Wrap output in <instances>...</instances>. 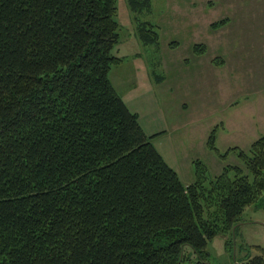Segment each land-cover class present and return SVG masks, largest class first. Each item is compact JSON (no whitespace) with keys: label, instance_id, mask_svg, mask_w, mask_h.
Returning a JSON list of instances; mask_svg holds the SVG:
<instances>
[{"label":"trees","instance_id":"16d2710c","mask_svg":"<svg viewBox=\"0 0 264 264\" xmlns=\"http://www.w3.org/2000/svg\"><path fill=\"white\" fill-rule=\"evenodd\" d=\"M115 13L116 0H0V264H184V246L208 264L207 241L264 192V133L229 148L246 171L195 159L181 181L109 79L124 59ZM137 31L157 43L153 24ZM254 247L238 264H264Z\"/></svg>","mask_w":264,"mask_h":264},{"label":"rangeland","instance_id":"374dc122","mask_svg":"<svg viewBox=\"0 0 264 264\" xmlns=\"http://www.w3.org/2000/svg\"><path fill=\"white\" fill-rule=\"evenodd\" d=\"M149 3L147 10L116 0L112 53L124 59L109 70L112 85L146 134L165 130L153 145L184 184L195 178V159L207 175L227 164L244 167L229 148L247 150L264 133V0ZM139 22L154 25L157 43L141 40ZM212 129L217 150L207 144ZM231 231L207 241L208 264H238L258 253L255 245L264 248V192ZM183 251L184 264H197L189 246Z\"/></svg>","mask_w":264,"mask_h":264},{"label":"crops","instance_id":"0c3cea01","mask_svg":"<svg viewBox=\"0 0 264 264\" xmlns=\"http://www.w3.org/2000/svg\"><path fill=\"white\" fill-rule=\"evenodd\" d=\"M158 81H160L161 79L159 78V79H157ZM161 82V81H160ZM165 130H163L162 132H164ZM157 131H153V133H156Z\"/></svg>","mask_w":264,"mask_h":264},{"label":"bare ground","instance_id":"6f19581e","mask_svg":"<svg viewBox=\"0 0 264 264\" xmlns=\"http://www.w3.org/2000/svg\"><path fill=\"white\" fill-rule=\"evenodd\" d=\"M116 21V20H115Z\"/></svg>","mask_w":264,"mask_h":264}]
</instances>
